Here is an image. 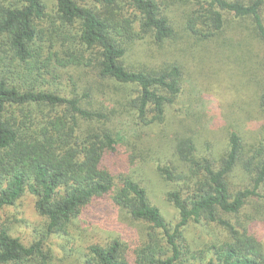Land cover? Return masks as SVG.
<instances>
[{
    "label": "trees",
    "instance_id": "1",
    "mask_svg": "<svg viewBox=\"0 0 264 264\" xmlns=\"http://www.w3.org/2000/svg\"><path fill=\"white\" fill-rule=\"evenodd\" d=\"M263 6L0 0V215L31 195L48 234L90 224L85 264H264ZM43 245L2 228L0 264Z\"/></svg>",
    "mask_w": 264,
    "mask_h": 264
},
{
    "label": "rangeland",
    "instance_id": "2",
    "mask_svg": "<svg viewBox=\"0 0 264 264\" xmlns=\"http://www.w3.org/2000/svg\"><path fill=\"white\" fill-rule=\"evenodd\" d=\"M262 15L264 21V6L262 8ZM262 78L259 74L255 75V81H261ZM258 85V83H257ZM219 92L218 90H216ZM218 98H220L219 93ZM216 95V96H217ZM222 95V94H221ZM232 95L229 94L224 99H231ZM216 98H211L208 102V107L216 103ZM168 142V141H167ZM155 173L154 170H150ZM166 189L162 187L156 188V201L160 206L167 221L175 224L178 219V213L166 199ZM105 212V211H104ZM102 211L93 209V215L97 214L101 217L102 226L115 229L123 233L127 238H137L141 235V228L132 224L128 218L123 214L116 213L108 216ZM48 220L41 217L35 211V198L31 195H25L16 206L5 208L0 215V229H7L10 235L20 239L24 244L31 245L34 242L43 240V249L47 255L46 258L40 259L38 264H85L87 255V246L91 242V234L97 231H92L93 228L90 224H86L85 230L81 233L80 229L72 230L69 235H53L47 232ZM198 228H192L187 232V238L191 244L197 241L199 235ZM264 239V229L261 231ZM68 236V237H67ZM70 242H67V240ZM72 242V243H71ZM36 263V260L34 261ZM33 262V263H34Z\"/></svg>",
    "mask_w": 264,
    "mask_h": 264
}]
</instances>
